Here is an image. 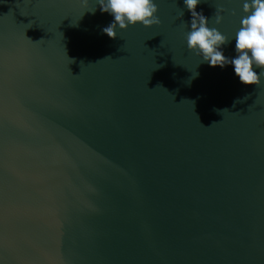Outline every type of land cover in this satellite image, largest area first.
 Wrapping results in <instances>:
<instances>
[{
    "label": "water",
    "instance_id": "1",
    "mask_svg": "<svg viewBox=\"0 0 264 264\" xmlns=\"http://www.w3.org/2000/svg\"><path fill=\"white\" fill-rule=\"evenodd\" d=\"M155 2L112 39L95 0H0V264H264V76L202 62L184 0ZM244 2L196 9L230 59Z\"/></svg>",
    "mask_w": 264,
    "mask_h": 264
},
{
    "label": "clouds",
    "instance_id": "2",
    "mask_svg": "<svg viewBox=\"0 0 264 264\" xmlns=\"http://www.w3.org/2000/svg\"><path fill=\"white\" fill-rule=\"evenodd\" d=\"M201 2L202 0H184L192 17L191 30L186 35L188 49L202 56V62H207L212 67L233 65L241 83L260 86L264 71L257 72L256 69L264 70V0H245L243 3V12L246 15L241 18V27L235 34L237 55L231 59L221 50L230 43L229 38L217 28L209 27V19L202 11L196 10ZM82 3L87 7L89 0H82ZM95 3L100 5L102 12L114 17V21L102 30L112 39L118 37V28L127 30L130 25L152 27L161 24L155 0H95ZM95 11L96 8L90 10L92 13ZM223 11V7L216 9L214 19L217 24L224 19L221 15Z\"/></svg>",
    "mask_w": 264,
    "mask_h": 264
}]
</instances>
